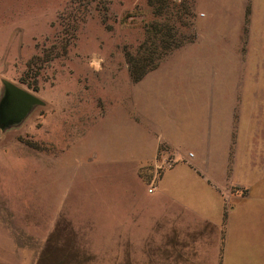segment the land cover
I'll return each instance as SVG.
<instances>
[{
    "label": "rangeland",
    "instance_id": "374dc122",
    "mask_svg": "<svg viewBox=\"0 0 264 264\" xmlns=\"http://www.w3.org/2000/svg\"><path fill=\"white\" fill-rule=\"evenodd\" d=\"M167 1L157 10L154 0H0V99L8 79L43 100L15 123L3 126L0 113V264H211L210 235L173 242L150 212L165 198L148 189L174 160L164 184L198 190L168 146L149 156L142 78L129 71L168 16L183 43L157 67L172 51L211 52V74L199 77L239 88L221 93L234 115L230 166L247 182L222 191L217 254L225 264H264V202L252 190L264 161V0H186L181 16ZM191 198L218 213L216 198Z\"/></svg>",
    "mask_w": 264,
    "mask_h": 264
},
{
    "label": "crops",
    "instance_id": "0c3cea01",
    "mask_svg": "<svg viewBox=\"0 0 264 264\" xmlns=\"http://www.w3.org/2000/svg\"><path fill=\"white\" fill-rule=\"evenodd\" d=\"M171 61H166L163 67L155 68L153 74L148 73L141 79V126L149 139V156H152L163 143L173 151L174 158H182L189 174L185 176L187 183L198 188L193 192L171 191L170 184H164V169L172 167L176 162L166 166L158 177L155 187L158 193L164 195L163 202L156 211H150L161 220L164 230L160 234L175 238L183 235H210L212 242L211 264H225L217 254L222 244V191L227 183L246 184L247 180L236 174V164L230 166L229 145L234 122L233 111H229L231 99L229 93L236 91L238 86L229 83L206 82L199 76L211 74L213 53L205 51H172ZM217 58L228 53L218 52ZM193 76L189 79V76ZM196 76V77H194ZM214 92V93H212ZM219 92V93H218ZM241 103V102H240ZM232 116V118L230 117ZM199 122H195L198 120ZM193 125L190 131L188 124ZM181 127L186 136L179 139L175 129ZM184 140L194 143L191 148H183L180 142ZM259 175L252 180L253 199L264 202V161ZM231 171V172H230ZM230 172V173H229ZM234 172V173H233ZM186 173V172H185ZM249 181V180H248ZM263 184V185H262ZM216 198L219 202L218 213L192 204V195ZM190 197V199H189ZM261 215L264 205L261 206ZM258 216V214H257ZM168 259H176L175 255H162Z\"/></svg>",
    "mask_w": 264,
    "mask_h": 264
},
{
    "label": "trees",
    "instance_id": "16d2710c",
    "mask_svg": "<svg viewBox=\"0 0 264 264\" xmlns=\"http://www.w3.org/2000/svg\"><path fill=\"white\" fill-rule=\"evenodd\" d=\"M167 0H154V3L158 4V9L157 10H162L165 8V6L168 4H165ZM174 3H178L174 5V7H177L175 9V14L178 13L181 9L182 12L179 13L177 16H181L186 14L185 8V1L186 0H181V1H174L171 0ZM153 1H151L152 3ZM168 2V1H167ZM179 7V8H178ZM168 11H163V12H156L158 13H166ZM166 22L165 24H154V29L152 30L151 34L147 36L146 42H147V47H144L145 50H147V55H145L143 58H130V76L133 81H137L143 77V75L148 72L149 70L156 68L157 65L159 64V61L169 53L172 49L180 46L183 43V40L175 38V32L171 31L172 25L167 24L168 20L170 17H166ZM161 52L160 54H155L157 52ZM147 61L146 63L144 61Z\"/></svg>",
    "mask_w": 264,
    "mask_h": 264
},
{
    "label": "water",
    "instance_id": "95a60500",
    "mask_svg": "<svg viewBox=\"0 0 264 264\" xmlns=\"http://www.w3.org/2000/svg\"><path fill=\"white\" fill-rule=\"evenodd\" d=\"M2 84L3 94L0 99V113L2 114L1 123L3 126L20 121L33 106L43 104V100L37 95L8 79H2Z\"/></svg>",
    "mask_w": 264,
    "mask_h": 264
},
{
    "label": "built area",
    "instance_id": "2783aa9c",
    "mask_svg": "<svg viewBox=\"0 0 264 264\" xmlns=\"http://www.w3.org/2000/svg\"><path fill=\"white\" fill-rule=\"evenodd\" d=\"M174 1H181V0H174ZM171 161H173V159L171 160ZM171 164V163H170ZM155 187V184L154 185H151L150 187H149V189H148V191H151L153 188Z\"/></svg>",
    "mask_w": 264,
    "mask_h": 264
}]
</instances>
